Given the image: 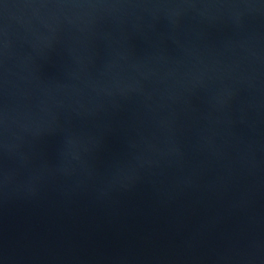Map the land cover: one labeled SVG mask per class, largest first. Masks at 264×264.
<instances>
[{
    "label": "water",
    "instance_id": "1",
    "mask_svg": "<svg viewBox=\"0 0 264 264\" xmlns=\"http://www.w3.org/2000/svg\"><path fill=\"white\" fill-rule=\"evenodd\" d=\"M0 264H264V0H0Z\"/></svg>",
    "mask_w": 264,
    "mask_h": 264
}]
</instances>
